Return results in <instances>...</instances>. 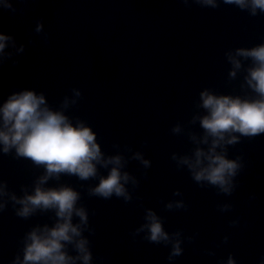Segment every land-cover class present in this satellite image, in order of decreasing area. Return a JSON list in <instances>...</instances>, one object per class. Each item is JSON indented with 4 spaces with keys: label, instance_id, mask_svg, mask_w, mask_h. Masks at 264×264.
Segmentation results:
<instances>
[{
    "label": "water",
    "instance_id": "water-1",
    "mask_svg": "<svg viewBox=\"0 0 264 264\" xmlns=\"http://www.w3.org/2000/svg\"><path fill=\"white\" fill-rule=\"evenodd\" d=\"M7 3L0 6V33L11 37L0 53V105L26 89L43 93L50 107L91 127L104 159L121 156L130 177L127 201L91 194L112 164L97 165L88 180H48L45 188L80 193L77 207L88 221L73 215L82 230L76 239H87L101 264H220L229 254L237 264H264V133H234L236 143L217 147L240 164L230 194L196 181L182 163L211 145L200 124L208 114L201 93L258 98L246 79L255 64L236 51L264 44V11L253 15L250 6L224 0L215 7L196 0ZM5 155L35 189L44 168L14 149ZM149 210L182 241L184 253L172 262L171 245L149 243L138 231Z\"/></svg>",
    "mask_w": 264,
    "mask_h": 264
},
{
    "label": "clouds",
    "instance_id": "clouds-1",
    "mask_svg": "<svg viewBox=\"0 0 264 264\" xmlns=\"http://www.w3.org/2000/svg\"><path fill=\"white\" fill-rule=\"evenodd\" d=\"M196 2L216 6V0ZM224 2L241 9L250 6L253 15L257 9L264 11V0ZM0 6L11 7L7 0H0ZM41 30L42 25H38L36 31ZM10 39V36L0 33V53H3ZM236 56L250 57L253 60L255 66L249 69L246 79L258 98L217 96L208 91L201 93L202 107L208 114L200 119V124L206 133L204 142L208 143V138L211 137V145L208 151L197 149L194 160L184 158L182 161L192 170L196 181H206L229 194L232 191V177L237 174L240 164L228 159L224 153L217 152V147L222 143H236L239 136L233 135L234 133L245 137L264 133V44L251 49H237ZM229 59L236 69L240 68L238 59L231 55ZM235 75L233 71L232 76ZM13 149L17 157L29 159L45 170L31 194H25L23 198H17L14 194L11 196L16 204L22 205L16 210V215L28 218L37 210L53 209L59 218L53 227H37L27 234L23 260L17 257L14 264H75L77 259L82 260L83 264H91L92 253L88 248V240L76 239L82 236V230L80 225L72 222L74 214L80 217L82 224H87L88 221L86 210L77 207L80 193L69 186L45 188L44 185L53 177L59 179L60 174L88 180L97 175V165L107 167L112 164L114 166L108 175L101 177L99 184L91 189V194L104 199L115 195L126 201L130 200L131 196L125 187L130 177L128 173L121 171L122 157L118 155L105 160L101 146L97 143V134L91 127L82 121L74 124L63 110L50 107L43 93L37 94L36 91L27 89L10 95L0 105V151L7 154ZM148 163L144 161L145 165ZM4 195L7 193L4 186L0 185V196ZM4 207L0 203V212ZM172 207V204L168 205V208ZM145 220L146 223L138 231H146L145 239L149 243L171 245L167 257L169 262L184 253L182 241L173 240L153 211H148ZM175 235L179 236V233ZM73 242L79 252L77 257H72L65 251L66 244ZM220 264H237V261L229 254L226 260L221 259Z\"/></svg>",
    "mask_w": 264,
    "mask_h": 264
}]
</instances>
